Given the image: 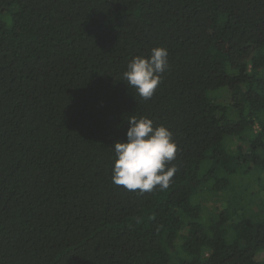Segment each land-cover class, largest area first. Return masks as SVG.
<instances>
[{"label": "trees", "instance_id": "1", "mask_svg": "<svg viewBox=\"0 0 264 264\" xmlns=\"http://www.w3.org/2000/svg\"><path fill=\"white\" fill-rule=\"evenodd\" d=\"M7 12L0 264H264V0H0ZM154 47L168 68L144 100L122 73ZM131 115L172 133L166 190L112 181ZM215 193L226 205L205 219Z\"/></svg>", "mask_w": 264, "mask_h": 264}, {"label": "clouds", "instance_id": "2", "mask_svg": "<svg viewBox=\"0 0 264 264\" xmlns=\"http://www.w3.org/2000/svg\"><path fill=\"white\" fill-rule=\"evenodd\" d=\"M168 68V50L154 47L148 56H135L122 73L123 81L142 99L153 97ZM125 140L113 143L114 159L112 181L127 190L151 192L169 188L171 178L177 171L174 165L177 146L171 131L163 125H154L145 116H129Z\"/></svg>", "mask_w": 264, "mask_h": 264}, {"label": "rangeland", "instance_id": "3", "mask_svg": "<svg viewBox=\"0 0 264 264\" xmlns=\"http://www.w3.org/2000/svg\"><path fill=\"white\" fill-rule=\"evenodd\" d=\"M9 12L5 13L4 16L2 15V17H0V19H2L4 22L9 23L10 19H9ZM220 97L222 98V102L227 103L228 98H227V94L222 92L220 93ZM255 131H258V127L255 125L254 127ZM229 143V148L231 149H238L240 153H246L249 149V144L246 141H239L237 139H233L231 141H228ZM262 176V172L258 171L257 169H253L251 171L250 177L247 179L248 182V188L251 186L250 190L256 192V179ZM202 211H203V215L205 217V219H208L209 215L211 214V212L213 211V209H218L221 210L225 207L226 205V199L224 197V195H222L221 193H215V194H211V195H206L203 194L200 199H199ZM258 201L252 202L251 206H252V211L256 212V206L255 204H257Z\"/></svg>", "mask_w": 264, "mask_h": 264}]
</instances>
